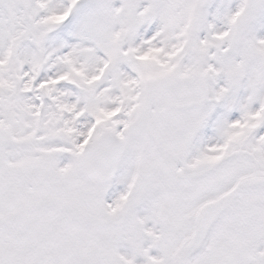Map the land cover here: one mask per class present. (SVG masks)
<instances>
[{
	"label": "snow or ice",
	"instance_id": "6c2138e0",
	"mask_svg": "<svg viewBox=\"0 0 264 264\" xmlns=\"http://www.w3.org/2000/svg\"><path fill=\"white\" fill-rule=\"evenodd\" d=\"M0 264H264V0H0Z\"/></svg>",
	"mask_w": 264,
	"mask_h": 264
}]
</instances>
